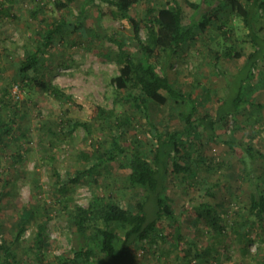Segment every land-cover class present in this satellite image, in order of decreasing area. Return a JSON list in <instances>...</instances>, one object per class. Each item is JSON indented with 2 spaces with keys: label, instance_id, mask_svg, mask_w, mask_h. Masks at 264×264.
Segmentation results:
<instances>
[{
  "label": "rangeland",
  "instance_id": "obj_1",
  "mask_svg": "<svg viewBox=\"0 0 264 264\" xmlns=\"http://www.w3.org/2000/svg\"><path fill=\"white\" fill-rule=\"evenodd\" d=\"M55 1L0 0V99L6 94L12 101L7 109L14 119L13 133L0 139V192L5 184L9 191L7 197L0 198V222L8 230L15 225L22 206L39 204L42 210L46 204L50 240L46 260L49 261L82 242V237L69 225L62 204L57 202L51 188L61 184L64 178L71 182V178L79 175V180H72L73 195L78 203L88 205L92 187L97 185L91 177L77 174V170L94 162L96 148L111 146L114 130L108 121L98 117L100 105L115 109L119 114L135 115L133 125L122 138L126 144L136 137L149 136L151 125L146 112L160 130L166 120L170 128L182 130L179 107L172 101L160 107L149 100L146 107H138L111 83V77L119 73V64L106 59L102 51L117 49L113 37L126 39L128 48L143 63L146 54L137 49L131 21L114 18L111 14L114 7L100 0L87 7L83 30H67L62 37L58 34L60 37L45 49L34 74L60 85L73 96L72 99L60 101L35 85L16 81L18 59L40 42L39 22L76 20L74 16L79 13L80 0H65L69 6L63 9H57ZM189 1L201 6L195 7L187 0H139L131 10V14L143 22L139 35L146 38L144 21L150 2L159 6L176 3L183 8V25L196 23L208 2ZM262 17L263 27L258 32L264 37V15ZM223 20L227 33L215 25L210 31H197L195 42L170 56L162 51L156 61L157 67L172 83L197 99L200 115L214 111L221 98L231 94L236 74L249 52L254 50L240 16ZM230 45L239 49L242 56L222 55L218 67L215 66L212 49L224 51ZM253 72L252 80L244 89V96L252 103L242 105L217 122L212 138L203 133L200 146L195 142L189 145L197 159L193 162L195 176L185 178L170 171L167 193L180 215L171 225H162L165 237H159L154 243L143 241L133 245L125 264H264V219L259 220L249 210L255 187L259 184L264 188V156L251 162L254 167L251 172L245 169L242 160L244 147L252 146L255 151L264 153V50ZM69 117L89 121L90 130L80 126L70 139L58 135L60 129H71V124L64 122ZM229 139L236 143V150L229 145ZM191 141H195L194 138ZM200 155L203 158L199 161ZM113 173L119 178L124 172L115 168ZM124 184L125 180L120 179L116 185L112 183L108 191L104 190L114 194L118 201V207L111 214L113 219L123 216L127 204L134 202L135 188L123 187ZM209 186L211 193L207 192ZM202 199L217 204L226 227L223 235L214 234L201 221L195 220L193 206ZM41 221L39 215L37 222H31L26 230L22 245L17 248L21 257L33 254L37 223ZM175 232L180 234L179 240ZM187 239L194 240L200 247L212 245L210 252L200 257L187 253L193 247Z\"/></svg>",
  "mask_w": 264,
  "mask_h": 264
},
{
  "label": "trees",
  "instance_id": "obj_2",
  "mask_svg": "<svg viewBox=\"0 0 264 264\" xmlns=\"http://www.w3.org/2000/svg\"><path fill=\"white\" fill-rule=\"evenodd\" d=\"M96 1L80 0L79 13L74 16L76 19L74 21L65 18L51 24L39 22L41 30L39 44L35 49L27 50V53L17 61L18 83L35 85L41 90L50 92L60 101L65 102L73 98L60 85L34 74L37 73L43 60L45 49L51 46L59 35L64 36L67 30L70 32L83 30L86 9ZM100 1L114 7L111 9L114 18L131 21L136 34L137 49L146 54L143 63L128 48L126 39L113 37L117 49L102 51L106 59L115 60L119 64V73L111 77V83L115 85L117 91L125 93L133 100V105L138 107L145 106L149 100L160 107L172 101L179 107L178 116L182 130L170 128L168 120L160 130L151 115L146 112L147 121L151 125L149 136L136 137L130 144H126L122 138L133 125L135 115L128 112L119 114L115 109H107L100 105L98 117L108 121L110 126H114V130L111 135V146L104 149L102 146L96 148L93 154L94 162L77 170V174L86 178L91 177L97 185L92 187L93 194L88 205L78 203L73 195L75 187L72 180H79V175L78 178H71V182L64 178L61 184H54L51 188L57 202L62 204V212L67 217L69 225L82 237L81 244L66 251L63 256L46 260L47 247L50 244L47 237L49 219L47 206L43 204L41 210L39 204L24 205L18 212V219L13 227L5 230L0 222V264H125L133 245L143 241L154 243L159 237H165L162 225H171L180 215L167 189L171 170L185 178L190 175L195 176L193 162L197 159L193 157L189 145L195 142L200 146L203 133L212 138L217 122L222 121L231 111L239 109L242 105L252 103L244 96V89L245 84L252 80L254 67L264 50V37L258 32L263 27L260 20H263L264 0H204L208 2V7L196 23H189L186 26L183 25L184 12L180 5L169 2L167 5L159 6L150 2L147 5V16L144 21L147 28L145 39L139 35L143 22L131 14L133 6L139 0ZM187 2L195 7L201 6L197 2L189 0ZM55 4L57 9L69 6L65 0H56ZM234 15L243 19L247 34L253 41L254 50L249 52L246 62L236 74L231 94L224 95L214 111L200 115L197 99L172 83L170 78L157 67L156 61L162 51L170 56L178 53L191 42H195L197 31L204 33L215 25L227 33L223 28L226 22L223 19ZM212 53L217 67L222 55L242 56L241 51L232 45L227 46L224 51L212 49ZM7 98L5 94L0 99V139L13 133L14 119L7 109L12 101ZM163 114L164 116L167 114L164 109ZM64 122H69L71 129H60L57 134L67 139H70L76 128L83 126L90 130L91 127L89 121L74 120L72 117L66 118ZM193 138L195 141H191ZM228 143L235 150L238 148L234 141L229 139ZM243 151L244 167L251 172L254 168L251 162L258 156H264V153L255 151L252 146L244 147ZM202 158L203 156L200 155L198 160ZM115 168L125 174L121 173L117 178L113 173ZM120 179L125 180L123 187L127 188L130 185L135 188L134 202L127 204L123 216L113 219L111 214L118 207V201L114 198V194L105 193L104 190L108 191L109 186L112 183L116 185V181ZM258 185L251 197L249 210L259 220H263L264 188ZM4 186L0 192L1 199L7 197L9 193ZM207 192L211 193V186L207 188ZM193 209L196 221H201L214 234L223 235L226 227L216 203L210 199H202L193 206ZM39 215L42 221L37 223L32 246L33 254L21 257L17 248L22 245L29 225L31 222H37ZM174 235L177 240L181 238L177 232ZM187 241L193 246L187 250V253H193L196 257L209 253V247H212V245L200 247L192 239Z\"/></svg>",
  "mask_w": 264,
  "mask_h": 264
}]
</instances>
